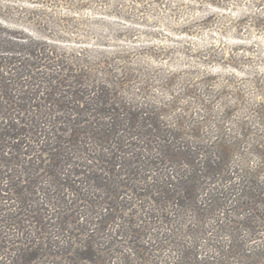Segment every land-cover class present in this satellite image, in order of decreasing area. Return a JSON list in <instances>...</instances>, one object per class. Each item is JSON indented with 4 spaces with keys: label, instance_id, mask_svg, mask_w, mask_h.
I'll return each mask as SVG.
<instances>
[{
    "label": "trees",
    "instance_id": "obj_1",
    "mask_svg": "<svg viewBox=\"0 0 264 264\" xmlns=\"http://www.w3.org/2000/svg\"><path fill=\"white\" fill-rule=\"evenodd\" d=\"M125 1L0 0V264H264V58L212 78L83 35ZM189 1L162 0L182 39L264 32V0Z\"/></svg>",
    "mask_w": 264,
    "mask_h": 264
},
{
    "label": "rangeland",
    "instance_id": "obj_2",
    "mask_svg": "<svg viewBox=\"0 0 264 264\" xmlns=\"http://www.w3.org/2000/svg\"><path fill=\"white\" fill-rule=\"evenodd\" d=\"M17 6H24L30 10L36 8L29 4H23V0L17 1ZM159 6H148L145 3L133 4L130 0L125 1L124 4L128 5L130 9L126 10L131 13L129 19L133 24H130L124 20L123 17H109V14L114 13L112 8H96L92 10H82L78 15L81 18H94V20H103L104 24L82 27L84 34L88 36H96L100 38H110L113 34L117 36V41H112L111 44H116L125 47L130 44L138 45L145 48V53L139 56V59L144 60L152 68L168 70H179L184 66H193L197 71H201L211 76L212 78H219L229 74H234L233 69L229 67L230 59H234L236 64L239 59L243 58V54L248 58L250 64L251 61H256L257 57L264 58V32L261 33H237L234 29H227L226 32H219L216 28L210 30H201V32L195 33L191 38L182 37L178 34L172 33L169 29L174 24L169 20L167 14L162 12V0ZM178 5L185 6V10L192 7L196 10L199 16L205 15V12H212L207 9L206 6L197 7L192 1L189 0H173ZM166 3V2H164ZM241 4L236 8L231 9V13L227 12L233 24L245 14V10L241 9ZM120 10V8L118 7ZM105 10V12H104ZM121 11V10H120ZM57 12H60L66 17L71 14L65 11L63 8H58ZM142 13V14H141ZM157 13L159 15H157ZM119 14H122L121 12ZM222 14V13H221ZM29 14H18L8 17L12 24L11 28L18 27L22 31L32 32L34 29L31 25L24 21L28 20ZM137 22H141L138 25ZM182 21H180L181 23ZM135 24V25H134ZM15 25V26H14ZM122 26L134 27L135 36H130L129 39L124 37L125 33L122 30ZM176 25H174L175 27ZM228 26V24L226 25ZM145 35V36H144ZM133 37V38H132ZM90 37L84 38V42H89ZM113 39V38H111ZM71 41V39H70ZM182 43V44H180ZM95 44V43H94ZM158 48H162L164 52L158 51ZM233 49V51H232ZM240 49H245L241 51ZM249 50V52H246ZM184 54H183V53ZM149 54L152 55L149 56ZM259 57V58H260ZM246 60L247 59H243ZM214 61V62H212ZM248 64L247 66H250ZM246 64H240L241 72L248 70ZM256 68L261 72L263 69ZM240 76V73H238Z\"/></svg>",
    "mask_w": 264,
    "mask_h": 264
}]
</instances>
